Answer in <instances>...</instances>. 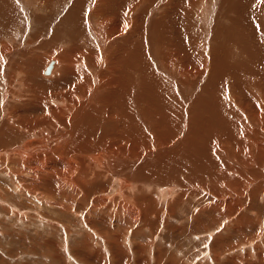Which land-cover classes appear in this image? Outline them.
I'll return each mask as SVG.
<instances>
[{
    "label": "bare ground",
    "instance_id": "1",
    "mask_svg": "<svg viewBox=\"0 0 264 264\" xmlns=\"http://www.w3.org/2000/svg\"><path fill=\"white\" fill-rule=\"evenodd\" d=\"M241 3L0 0L24 22L19 44L0 40V175L45 206L74 212L91 196L89 214L118 209L132 224L148 225L176 186L189 201L220 186L232 199L217 193L215 208L226 212L255 197L264 207V0L251 20ZM39 15L53 25L34 28ZM37 28L52 45L31 40ZM32 66L49 91L32 84ZM217 162L220 175L209 171ZM11 192L0 184L3 201Z\"/></svg>",
    "mask_w": 264,
    "mask_h": 264
},
{
    "label": "rangeland",
    "instance_id": "2",
    "mask_svg": "<svg viewBox=\"0 0 264 264\" xmlns=\"http://www.w3.org/2000/svg\"><path fill=\"white\" fill-rule=\"evenodd\" d=\"M256 3L257 0H242L240 9L243 12L247 10L246 8L250 9L245 13V17L250 20L253 18ZM0 13V20L3 22L0 23V40L16 37L14 41L18 43L21 40V31L18 32V29L24 26L22 18L16 14L12 15L13 18H11L4 12ZM15 16L17 17L15 18ZM40 17V15L39 18L36 17L34 28L36 26L41 27L39 21L48 25L55 19L54 17H41L40 19ZM175 17L179 19L180 16L175 15ZM53 22L50 26L53 25ZM37 30L36 32L35 29L32 33L34 36H31V40L34 42L42 40L39 43H45V37L41 39L42 36L37 34L41 29L37 28ZM42 32L44 31L42 30ZM64 33L62 32V35ZM35 35L39 39L35 40ZM48 36L47 34L46 38ZM57 37L62 38L61 33ZM60 38L57 39L56 44L60 43ZM48 39L46 41L48 43L44 45L52 43ZM39 43L37 44L40 45ZM36 63L34 66L38 68L40 62L35 65ZM24 66L26 67L25 63L23 68ZM31 68L30 72L32 71L31 73L36 76H32V81L37 78L32 84L37 85L38 89L41 88V92H47V89L49 91L47 86L44 87L40 84L42 81L39 76V78L37 77L40 68L36 70L33 66ZM0 69V80L2 79L0 81L1 105L3 100V83L1 82H3L2 73L5 69L1 66ZM6 71L15 70L6 69ZM25 75V73L21 74L20 77H25ZM48 76L44 74V77L49 78ZM12 88L14 90L17 87ZM1 112L0 108V114ZM213 156L212 153L211 157ZM218 162L211 166L209 171L220 175L223 169L218 165ZM0 184L13 192V194H7L5 197L8 201H3L0 196V264H264V207L258 203L257 197L249 203L251 206L249 210L242 209L231 213L226 212V206L215 208L216 201L219 199L217 193L220 194L218 202L223 197H226V199L223 198V202L232 199L229 194L221 195L220 186H211L210 194L200 193L201 195L195 196L190 201L183 198L176 186L165 196L159 194L155 200V206L158 210L153 208L148 225H146L139 219L132 224L133 222L123 217L118 209L108 211L104 207L102 209L99 207L102 213L105 212L107 215H103L104 218L96 217L99 214L94 212L89 214L88 207L92 206L93 198L91 196L85 208L75 204L74 212H63L57 205L45 206L39 197L13 190L14 185H11V182L2 175H0ZM181 188V191H187V187ZM240 193L246 194L244 191H240ZM78 199L81 198L78 197ZM181 199L183 204L179 207L177 204L180 203ZM80 202L86 204L84 199H81ZM170 203H175V206L168 207ZM242 203L244 208L247 207L248 202L244 203L243 201ZM236 205L238 207L239 204L230 203L232 208H237ZM144 207L148 208L149 211L150 202L147 201ZM41 214L50 218L54 223L51 225L44 221L45 219L40 220L38 215ZM88 215L93 219L92 224L94 226L88 224ZM117 216L119 217L117 218Z\"/></svg>",
    "mask_w": 264,
    "mask_h": 264
},
{
    "label": "water",
    "instance_id": "3",
    "mask_svg": "<svg viewBox=\"0 0 264 264\" xmlns=\"http://www.w3.org/2000/svg\"><path fill=\"white\" fill-rule=\"evenodd\" d=\"M49 69H50V65H48V66L46 67V72H47V73H48Z\"/></svg>",
    "mask_w": 264,
    "mask_h": 264
},
{
    "label": "snow or ice",
    "instance_id": "4",
    "mask_svg": "<svg viewBox=\"0 0 264 264\" xmlns=\"http://www.w3.org/2000/svg\"><path fill=\"white\" fill-rule=\"evenodd\" d=\"M127 27V26H126Z\"/></svg>",
    "mask_w": 264,
    "mask_h": 264
}]
</instances>
